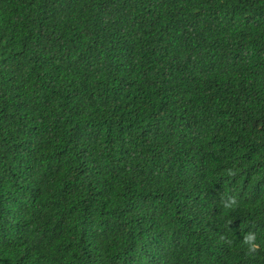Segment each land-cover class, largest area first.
Segmentation results:
<instances>
[{"label": "trees", "instance_id": "obj_1", "mask_svg": "<svg viewBox=\"0 0 264 264\" xmlns=\"http://www.w3.org/2000/svg\"><path fill=\"white\" fill-rule=\"evenodd\" d=\"M0 264H264V0H0Z\"/></svg>", "mask_w": 264, "mask_h": 264}, {"label": "clouds", "instance_id": "obj_2", "mask_svg": "<svg viewBox=\"0 0 264 264\" xmlns=\"http://www.w3.org/2000/svg\"><path fill=\"white\" fill-rule=\"evenodd\" d=\"M243 245L246 247L248 255H254L260 250V244L257 242V237L254 234L246 235Z\"/></svg>", "mask_w": 264, "mask_h": 264}]
</instances>
